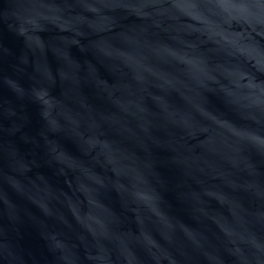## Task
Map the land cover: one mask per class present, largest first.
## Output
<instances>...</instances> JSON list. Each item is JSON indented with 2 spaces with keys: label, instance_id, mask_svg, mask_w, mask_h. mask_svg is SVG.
Wrapping results in <instances>:
<instances>
[{
  "label": "water",
  "instance_id": "water-1",
  "mask_svg": "<svg viewBox=\"0 0 264 264\" xmlns=\"http://www.w3.org/2000/svg\"><path fill=\"white\" fill-rule=\"evenodd\" d=\"M0 264H264V0H0Z\"/></svg>",
  "mask_w": 264,
  "mask_h": 264
}]
</instances>
